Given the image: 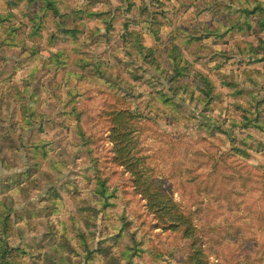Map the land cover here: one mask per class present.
Masks as SVG:
<instances>
[{
	"label": "rangeland",
	"instance_id": "rangeland-1",
	"mask_svg": "<svg viewBox=\"0 0 264 264\" xmlns=\"http://www.w3.org/2000/svg\"><path fill=\"white\" fill-rule=\"evenodd\" d=\"M40 1L37 0L38 3ZM164 1L169 8L167 13L163 14L159 10L157 14L165 22L160 32L162 49L167 51L172 45L184 55L182 62L192 63L190 65L192 71L186 75L190 85H198L200 73H205L216 83L217 92L223 94V98L213 104L217 110L224 111L230 120L228 127L225 125L227 128H224V132H217L216 136H212V140L219 147H205L203 137L209 133L202 125L210 123L213 119L204 111V104L197 91L191 100L189 98L181 100L173 97V94L169 95L175 98L177 103L185 105L190 111L191 121L172 122L170 118L161 119L158 114L149 111V105L158 95V90L162 89L169 93L170 90L155 82L154 76L150 73H145L143 80L135 81L129 73L130 69L135 67L122 66L118 69L123 79L120 84L122 90L117 94L116 90L112 93L99 92L97 88L83 85L92 97L84 107L81 101L80 107H83V111L81 118L78 119L76 112H73L75 105L69 103L70 97L64 84H61L64 73L50 71L41 78L42 85L39 87L41 96L37 103L39 116L32 119L31 125L24 121V110L27 109L28 100L26 107L17 104L15 97L9 98V107L6 104L2 105L0 101V200L11 204V199H15L14 209L27 207L29 211L27 215L30 214L36 219L33 223L35 230L32 228L31 231L14 213L11 216L0 213V264H7L10 259L14 264H75L77 260H86L88 253L94 255L99 264H106L104 250L115 254L117 264H184L188 253L186 240L178 231L150 226L153 215L147 210L146 201L141 196L134 194L126 196L128 212L135 220L131 226L140 225L143 230L135 232L134 237H131L119 231L117 213L120 207L114 204L115 199H106L92 193L97 185L98 176L112 184L124 186L125 183H129L131 175L115 160L116 141L112 129L116 124L128 128L127 140L131 152L134 151L137 157L147 158L146 166L152 169L149 172L169 178L170 185L177 190L175 194L177 200L183 198L186 202L190 199L198 215L206 209L200 214L201 228L209 223L228 227L230 223L228 214L234 212L238 215L235 220L243 223V228L235 231L229 228L233 236L222 230L223 236L213 234V238L210 236L203 238L207 241L205 247L208 249V258L212 264H227L220 253L222 247L228 245L235 246L236 254L242 256L246 255L243 250L247 245L250 246L249 251L255 261L246 262L245 259H241L238 264H264V226L260 225L258 220H254L256 211L247 208V203L258 196L260 189L264 187V166L260 168L253 166L258 162L264 165V151L250 150V158L242 156L241 159L239 156L244 163L238 165V169L249 179L247 190L253 191V187L259 190L252 197L244 196L245 191L241 189L233 192L237 202L233 206L225 204L224 214L221 216L207 209L215 207L213 201L207 202L209 197L218 202L209 191L194 188L197 195L190 198L191 195L178 189V184L182 181L190 183V179L199 173L203 174V178L207 177L211 169L210 165L203 162L206 157L214 151L227 152L230 149L228 137L235 138L236 135H240L242 127L237 121H241L245 113L235 109L233 103L236 99L250 109L254 117L259 116L264 123L262 102L264 91L261 90V83L264 82V60H261L264 57V26L259 22L258 16L242 10L249 7L254 0ZM57 2L60 6L65 4L69 10L79 8L80 4V0ZM137 3L132 13L128 14L125 11L127 7L125 0H103V4H98L97 8L103 9V5L106 4L107 8L116 13L113 28L108 31V25L102 19L86 17L83 20L86 30L76 41L58 30V21L52 14L43 20L45 27L40 31L39 41H32L29 36L31 22L25 12L26 0H23L20 8L15 10L17 16H11V25L26 24L16 34L17 40L25 42L30 47L36 46L43 56L49 57L51 51L65 49L71 56V66L75 67L73 58L78 55L85 53L109 58L111 52L119 49V45H123L122 34H126L124 20L134 13L136 15L144 13L146 16L148 11L153 9L148 3L141 10L139 6L142 0H137ZM7 10L6 0H0V12L6 13ZM33 10H36V6ZM67 23L70 26L75 24L73 21ZM134 28L142 30L140 26ZM6 29L7 26L2 27V31ZM8 29L7 35L14 41L12 32L16 28ZM143 32L146 44L153 46L155 39L146 30ZM53 33L58 36L55 41L51 39ZM220 52L227 54L228 58L213 59L214 55ZM23 54L16 47L2 46L0 41V69H12L19 61L25 59L26 56H21ZM197 56H205L209 65L202 64L196 59ZM118 59L122 62L131 60L121 53ZM112 61L116 62L117 58L112 57ZM217 65L221 67L223 73L234 77L244 89L242 95L236 97L232 89L222 85L215 71L210 68ZM113 71L116 73V67ZM166 72L161 74L164 84L167 76L172 74V71ZM110 81L117 82L115 76ZM36 84L37 81H34V85ZM99 85H103L102 81ZM126 109L135 113L134 118H119ZM13 123H17L15 128ZM25 123L26 126L23 125ZM82 130L85 131L84 135L81 133ZM260 135L264 139V135ZM187 142L192 144V149L202 153L193 155L195 160L185 159L180 173L174 170L168 172L171 165V145L179 147ZM45 144L50 147L47 159L42 155H35L32 159L30 147ZM10 147L13 149H8ZM220 156V153L216 154L218 159ZM35 161L39 164H34ZM2 162L6 163L7 167H4ZM80 178L81 195L90 193V206L96 209L92 212L97 216L95 226L86 225L77 208L80 198L72 193V183ZM47 196L50 199L44 201ZM105 214L111 217L105 219ZM51 230L58 232L59 235H52L44 240V235ZM81 233H84L85 239ZM61 243H68L70 257L74 263L61 261L55 256L53 249H57ZM3 251L7 252L5 259H2ZM251 255L247 254V257L250 258Z\"/></svg>",
	"mask_w": 264,
	"mask_h": 264
},
{
	"label": "trees",
	"instance_id": "trees-1",
	"mask_svg": "<svg viewBox=\"0 0 264 264\" xmlns=\"http://www.w3.org/2000/svg\"><path fill=\"white\" fill-rule=\"evenodd\" d=\"M23 0H6L8 10L6 13L0 12V41L2 46L16 47L21 50L24 54L21 56H26L18 62L12 69H0V101L1 104H6L10 106L9 98L15 97L17 104L26 107L28 100L27 109L24 110L25 116L24 121L28 125L32 123V119L38 117L37 115V103L39 97L41 96V91L39 90L42 85V76L48 74L50 71H62L63 81L67 91V95L70 97L69 103H74V113L76 112L77 118H81L83 107L87 105L88 100L91 99L92 95L83 88V85L87 87L97 88L99 92L107 91L112 93L115 90V94L119 90H122L120 84L123 79L118 72V69L122 66L125 67H135L130 69L129 73L132 75L133 80L141 81L144 79L145 73H150L154 76V81L160 83L163 87L166 86L169 92L164 90H158V95L155 99L150 102L149 111L158 114L161 119H169L172 122H186L191 121L190 111L185 108L184 104L177 103L175 98L178 97L182 99H192L194 98V92L200 93L199 98L204 104V111L210 114L213 119L210 123L202 125L204 130L209 133L208 136H204L205 147L218 148L219 145L212 140V136H216L217 132H224V128L229 125V118L226 117L224 111L217 110L214 107V103L223 98L221 92H217L216 83L211 79L208 74L200 73V83L198 85H190L187 80L186 75L192 71L191 62H182V55L176 48L170 46L167 51L162 49L161 44L163 41L160 38V32L162 27L165 25L164 20L157 16L159 10L166 14L168 7L164 0H142L139 8L143 10L148 3L152 6V10H149L147 15L144 13L140 15L132 14L130 17L124 20V29L126 34H122L123 45H119L120 48H116L110 53L109 58L105 57H95L86 55L85 53L81 56H76L73 58L75 67L71 66L70 59L71 56L65 49L53 50L49 57L43 56L36 46L30 47L25 42H20L17 40L16 34L21 30L22 26L26 24H21L20 26L11 25V16L16 17L17 13L15 10L20 8ZM27 7L25 8L26 14L29 16V21L31 25L29 26L30 32L29 36L32 41H39L41 36V29L44 26L43 20L49 14H52L58 21V30L65 36L76 41L80 39L81 35L85 32V23L83 20L86 17H92L96 19H102L107 23V29L113 28V23L116 19V13H113L112 9L107 8V5H103V9L97 8L98 4H103V0H80L79 8L69 10L65 4L60 6L57 0H41L40 3L37 0H26ZM126 13H132L135 6L138 5L137 0H125ZM36 6V10L33 7ZM168 8V9H167ZM245 13H253L259 17V22L264 26V1L254 0L249 7L243 8ZM43 12V14H42ZM68 21H73L75 24L73 26L68 25ZM7 26L5 31H2V27ZM134 26H140L142 30H137ZM16 28L12 32L13 39H10L8 32L9 29ZM144 30H146L155 39V44L153 46H148L145 42ZM58 38L56 33L51 35V39L55 41ZM118 46V47H119ZM128 56L131 60L121 61L118 59L119 54ZM112 57H116L117 61H112ZM220 57L222 60L228 58L225 53H216L213 59ZM257 59V57H254ZM199 60L204 65H209L208 59L205 56H197ZM212 58L210 61L213 60ZM264 60V57L261 58ZM167 61V62H166ZM165 63V66H163ZM116 67V73L113 69ZM210 67V66H208ZM212 68L221 83L225 87L232 89L233 94L238 97L242 95L245 91L239 85V83L234 79V77L229 76L221 71L219 65ZM24 73H21V72ZM166 71H172L171 75L167 76L166 84L162 82L164 78L161 74L167 73ZM142 72V74H140ZM115 76L117 82L113 83L110 79ZM119 79V81H118ZM34 81L37 84L34 85ZM102 81L103 85H99ZM130 85V83H128ZM134 88L133 85H130ZM43 89H45L42 86ZM261 90L264 91V82L261 83ZM173 94V97L169 95ZM83 101V107H80V103ZM262 102H264V97ZM68 103V104H69ZM236 110L243 111V119L237 121V124L242 127L240 135H236L235 138L228 137L230 142V149L227 152L214 151L213 154L207 156L204 164L210 165L211 171L207 174V177H202V173H199L190 179V183L182 181L178 184V189L185 191L190 198L196 197L194 188L199 191L205 190L209 191L212 196H214L218 202L214 201L211 197L208 198V203H215V207H210L207 209L217 212V216H221L224 213V205L228 204L233 206L237 201L233 197V192H238V190H244V196L252 197L257 189L253 187V191H248L249 179L244 173L238 169V165L243 164L244 160H240L239 156L251 157L250 150H261L264 151V139H262L260 134L264 135V123L259 119V116L254 117L252 111L244 107V105L236 99L233 103ZM187 114V115H186ZM135 113L129 109H126L120 116V119L134 118ZM23 124L26 126V124ZM13 123V127L15 128ZM227 125V127L225 126ZM113 136L116 141L115 149V160L122 166L125 167V172L130 174L129 183H125L124 186L119 184H112L106 179L98 176L97 185L93 188L92 193H97L106 199L114 198L115 205L120 207V211L117 213V218L120 222L119 231L123 235L134 237L135 232H142L140 225L132 227L135 220L132 215L128 212V201L126 196L129 194L139 195L143 200L146 201L145 206L150 214L153 215V222L150 226L155 228L162 227L165 230L178 231L182 237L186 240L188 253L184 261V264H212L208 258V249L205 247L207 241L205 239L208 236L213 238V234L223 236L222 230H225L227 234L233 236V233L229 228L234 231L236 229L243 228V223L236 222V215L234 212L228 214L230 223L228 227L217 224H207L204 228L199 225V220L201 219L200 214L205 210L201 211L198 215L196 209H194V203H191L190 199L185 202L183 198L177 200L175 197L176 189L170 184L168 177L158 176L154 174L152 169L147 165V158L137 157L134 151L131 152L130 143L127 140L129 138L128 128L123 127L122 124H116L113 127ZM84 135L85 131H81ZM192 144L187 142L181 146L171 145V165L168 169L181 172L183 168V163L185 159H193V155L202 153L197 149L191 148ZM32 159L35 155H42L43 158L47 159L49 155L50 147L45 144L32 145ZM8 149H13L10 147ZM9 151V150H8ZM220 153V159L216 157V154ZM192 154V155H191ZM5 162V160H3ZM4 167H7L3 163ZM34 164H39L35 161ZM256 168H260L264 165L258 162L253 165ZM173 176L172 173H170ZM80 178L75 183H72L71 192L74 193L78 198H80V203L77 208L82 214V218L88 227L95 226L97 216L92 214L96 211L90 206V193L81 195V188L79 181ZM189 180V179H186ZM176 184L175 182H173ZM20 184V183H19ZM210 189V190H209ZM227 196L225 198V193ZM50 197L47 196L43 200H49ZM12 203L8 204L5 200H0V213L6 216H11L14 213L18 220L25 222L28 228L33 231L35 222V217L32 215H27V207L21 209H14L15 199H11ZM207 203V204H208ZM247 208L252 209L253 212L256 211V217L254 220L260 225L264 226V187L260 189V193L251 202L247 203ZM238 209V208H236ZM239 210V209H238ZM111 217V215L105 214V219ZM33 225V227H32ZM208 228L206 229V227ZM33 228V229H32ZM52 235L58 236V232H53L51 230L46 233L43 237L47 240ZM103 235H106L103 233ZM83 239H85L84 233H81ZM65 238V235H63ZM61 261H68L74 263L70 257V251L68 249V243H61L57 249H53ZM250 246L243 251L246 255L236 254L235 246L222 247L220 256L226 259L227 264H238L241 259H245L246 262H254L255 259L252 258L250 254ZM31 252L32 249H30ZM106 255V264H117V258L115 254L109 250H104ZM116 252V251H114ZM247 254L251 255L250 258ZM7 255L6 251L2 253V259H5ZM41 255V254H40ZM40 259V258H39ZM99 264L98 260L94 255L88 253L87 259L77 260L75 264ZM122 261V258L119 260ZM7 264H14L10 259Z\"/></svg>",
	"mask_w": 264,
	"mask_h": 264
}]
</instances>
